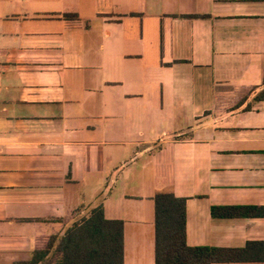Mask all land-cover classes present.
Here are the masks:
<instances>
[{
    "label": "crops",
    "instance_id": "crops-1",
    "mask_svg": "<svg viewBox=\"0 0 264 264\" xmlns=\"http://www.w3.org/2000/svg\"><path fill=\"white\" fill-rule=\"evenodd\" d=\"M160 193L203 264H264V0H0V264L111 262L99 208L156 264Z\"/></svg>",
    "mask_w": 264,
    "mask_h": 264
},
{
    "label": "trees",
    "instance_id": "trees-1",
    "mask_svg": "<svg viewBox=\"0 0 264 264\" xmlns=\"http://www.w3.org/2000/svg\"><path fill=\"white\" fill-rule=\"evenodd\" d=\"M255 210L257 208L213 207L212 215L216 218L251 216ZM155 211L156 264H203V260L212 249L187 246L186 200L177 198L173 194L160 193L155 198ZM88 225L92 230L86 234L93 238V247L78 246L75 248L77 252L83 253L86 248H93L90 253L111 257V262L103 264H122L123 223L105 221L103 210L99 208L95 211L94 216L86 222V226Z\"/></svg>",
    "mask_w": 264,
    "mask_h": 264
}]
</instances>
